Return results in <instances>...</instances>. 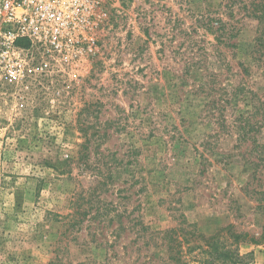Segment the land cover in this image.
Masks as SVG:
<instances>
[{"label":"rangeland","instance_id":"1","mask_svg":"<svg viewBox=\"0 0 264 264\" xmlns=\"http://www.w3.org/2000/svg\"><path fill=\"white\" fill-rule=\"evenodd\" d=\"M263 3L103 0L77 69L0 81V264H264Z\"/></svg>","mask_w":264,"mask_h":264},{"label":"built area","instance_id":"2","mask_svg":"<svg viewBox=\"0 0 264 264\" xmlns=\"http://www.w3.org/2000/svg\"><path fill=\"white\" fill-rule=\"evenodd\" d=\"M103 0H0V81L77 69L93 53L89 37Z\"/></svg>","mask_w":264,"mask_h":264},{"label":"trees","instance_id":"3","mask_svg":"<svg viewBox=\"0 0 264 264\" xmlns=\"http://www.w3.org/2000/svg\"><path fill=\"white\" fill-rule=\"evenodd\" d=\"M264 6V3H263ZM264 17V8L260 12V15L258 16V19H262ZM264 229V228H263ZM205 242L210 245V248L207 251H204L206 258L208 259V262H205V264H213V263H239L240 255L233 253L232 251L228 250L227 248H224L220 246L217 240H214V237H208L204 238ZM172 248L169 247V250ZM170 261H173L174 264H177V258L173 255H170L168 257Z\"/></svg>","mask_w":264,"mask_h":264}]
</instances>
